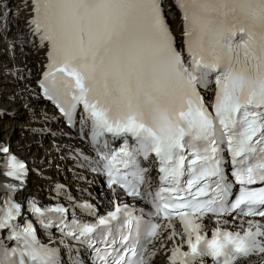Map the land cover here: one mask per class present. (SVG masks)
<instances>
[{"label": "snow or ice", "instance_id": "1", "mask_svg": "<svg viewBox=\"0 0 264 264\" xmlns=\"http://www.w3.org/2000/svg\"><path fill=\"white\" fill-rule=\"evenodd\" d=\"M24 7L41 95L115 198L25 205L29 169L0 142V264H264V0Z\"/></svg>", "mask_w": 264, "mask_h": 264}, {"label": "bare ground", "instance_id": "2", "mask_svg": "<svg viewBox=\"0 0 264 264\" xmlns=\"http://www.w3.org/2000/svg\"><path fill=\"white\" fill-rule=\"evenodd\" d=\"M26 16L24 0H0V28L4 29L0 31V142L5 143L9 138L6 144L28 164L29 169L24 187L16 198L23 201L34 198L41 204L69 206L71 202L66 197L71 195L75 202L91 203L99 213L106 207L110 192L106 191V196L102 193L100 177L91 174L90 165L77 166L81 163L77 152L83 151L90 158L93 154L79 139L77 130L71 132L62 128L61 117L39 96L37 81L44 58L31 44L24 42L27 38ZM12 107L18 110L16 121L3 119L4 112L13 110ZM33 113H46L51 119L45 122ZM6 127L9 131L4 129ZM32 128H37V132L33 133ZM41 128L45 131H39ZM55 135L46 147L39 145ZM50 184H53L51 194ZM58 184L63 186V191L58 192ZM76 211L81 215L78 209ZM155 264H166V258L157 257Z\"/></svg>", "mask_w": 264, "mask_h": 264}, {"label": "rangeland", "instance_id": "3", "mask_svg": "<svg viewBox=\"0 0 264 264\" xmlns=\"http://www.w3.org/2000/svg\"><path fill=\"white\" fill-rule=\"evenodd\" d=\"M11 4H10V8H11ZM13 108V107H12ZM17 109L16 110H14V108H13V110H10V111H6V112H4V116H3V119L4 118H7V119H13V120H15L16 121V119H15V117H16V114H17ZM3 122V121H2ZM4 126V124H2V126L1 127H3ZM6 131H9V129H8V127H6V128H4ZM1 137H3V135H1ZM54 137H56V135L55 136H52V137H47L44 141H46V143L45 144H42V143H40L39 145L41 146V147H46L48 144H49V142L54 138ZM3 139V138H2ZM10 140H9V138H8V140H6V142L5 143H7V142H9ZM51 186L53 187V184H50L48 187H49V193L51 194L52 193V189H51Z\"/></svg>", "mask_w": 264, "mask_h": 264}]
</instances>
